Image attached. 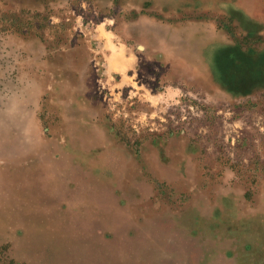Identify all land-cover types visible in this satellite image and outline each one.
I'll return each mask as SVG.
<instances>
[{
    "label": "rangeland",
    "instance_id": "obj_1",
    "mask_svg": "<svg viewBox=\"0 0 264 264\" xmlns=\"http://www.w3.org/2000/svg\"><path fill=\"white\" fill-rule=\"evenodd\" d=\"M112 18L125 86L83 40ZM229 41L264 47V0H0V264H264V89Z\"/></svg>",
    "mask_w": 264,
    "mask_h": 264
},
{
    "label": "crops",
    "instance_id": "obj_2",
    "mask_svg": "<svg viewBox=\"0 0 264 264\" xmlns=\"http://www.w3.org/2000/svg\"><path fill=\"white\" fill-rule=\"evenodd\" d=\"M119 24L117 19H105L91 29L83 30V40L89 44L90 52L100 56L105 74L116 77L117 86H125L133 80L131 74L137 68L138 59L119 33ZM216 63L232 76L241 94L264 89V47L250 50L229 41L218 51Z\"/></svg>",
    "mask_w": 264,
    "mask_h": 264
},
{
    "label": "trees",
    "instance_id": "obj_3",
    "mask_svg": "<svg viewBox=\"0 0 264 264\" xmlns=\"http://www.w3.org/2000/svg\"><path fill=\"white\" fill-rule=\"evenodd\" d=\"M232 77V76H231ZM236 83V82H235ZM236 86H237V90H239V87H238V85H237V83H236Z\"/></svg>",
    "mask_w": 264,
    "mask_h": 264
},
{
    "label": "bare ground",
    "instance_id": "obj_4",
    "mask_svg": "<svg viewBox=\"0 0 264 264\" xmlns=\"http://www.w3.org/2000/svg\"><path fill=\"white\" fill-rule=\"evenodd\" d=\"M25 177V176H24ZM29 182V181H28ZM10 214V213H9Z\"/></svg>",
    "mask_w": 264,
    "mask_h": 264
}]
</instances>
